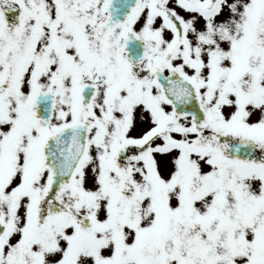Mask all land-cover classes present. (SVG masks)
Listing matches in <instances>:
<instances>
[{
  "label": "snow or ice",
  "instance_id": "snow-or-ice-1",
  "mask_svg": "<svg viewBox=\"0 0 264 264\" xmlns=\"http://www.w3.org/2000/svg\"><path fill=\"white\" fill-rule=\"evenodd\" d=\"M0 264H264V0H0Z\"/></svg>",
  "mask_w": 264,
  "mask_h": 264
}]
</instances>
